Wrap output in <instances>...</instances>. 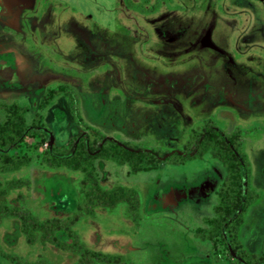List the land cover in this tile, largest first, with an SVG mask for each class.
<instances>
[{
    "label": "rangeland",
    "instance_id": "obj_1",
    "mask_svg": "<svg viewBox=\"0 0 264 264\" xmlns=\"http://www.w3.org/2000/svg\"><path fill=\"white\" fill-rule=\"evenodd\" d=\"M6 41L17 49L14 57L0 52V123L5 105L19 102L28 123L43 116L44 132L18 148L28 164L0 171V202L24 204L41 219L71 216L88 172L49 166L46 150L103 133L166 156L210 123L238 137L252 190L238 235L249 252L264 250V0H0V51ZM61 85L77 94V110L64 92L40 108ZM92 174L105 190L135 193L112 206L92 200L73 226L86 247L133 264H234L223 237L196 235L215 215L226 175L211 153L137 172L97 158ZM0 245L28 261L79 264L78 252L29 243L17 216L0 222Z\"/></svg>",
    "mask_w": 264,
    "mask_h": 264
},
{
    "label": "trees",
    "instance_id": "obj_2",
    "mask_svg": "<svg viewBox=\"0 0 264 264\" xmlns=\"http://www.w3.org/2000/svg\"><path fill=\"white\" fill-rule=\"evenodd\" d=\"M66 93L73 101V108L77 110V94L67 86L52 88L46 93L40 102V108L48 105L53 97L59 93ZM6 118L0 123V171L16 170L30 162L31 156L18 152L27 137L40 135L44 132L43 116L36 114L33 121H26V105L19 102H11L5 105ZM84 127H90L89 125ZM105 134L98 138L88 139V136L78 133L67 144L58 148V152L46 150L41 160L52 167H67L74 170L88 172L82 181L84 202L79 204L78 210L68 217H51L41 219L24 204L15 205L8 202H0V222L4 218L17 216L20 219V229L29 243L52 242L64 249L80 254L79 264H95L96 262L108 264H133L127 261L124 255L109 254L86 247L80 242L74 231V224L85 211L91 209L93 203L114 205L120 199L128 197L135 190L131 187L118 186L110 190L103 189L92 174L94 162L97 158L114 160L118 164L128 163L132 171L149 170L156 168L165 159L180 164L203 158L206 153L219 159L226 169L223 183L218 190L219 201L214 205L215 215L205 217L207 227H201L196 235L202 239L215 241L218 236L226 240L228 248L235 253L234 264H264V250L260 253L249 252L242 244L238 231L244 222V214L250 204V192L252 191L247 181L250 172L246 166V158L238 151V137L227 133L210 123H205L202 129H192L190 136L180 150H168L167 155L163 149L151 147L145 148L132 144L131 141L114 142L105 140ZM165 157V159H164ZM91 184V186L89 185ZM89 185V186H87ZM117 194H113L114 191ZM115 195V196H114ZM139 204V197L135 198ZM87 204L86 206L84 204ZM63 230L71 242L60 239L57 231ZM13 260L17 264H50L46 258L39 257L34 261H28L16 254L6 252L0 245V264L2 259ZM216 259L220 256L217 254Z\"/></svg>",
    "mask_w": 264,
    "mask_h": 264
},
{
    "label": "crops",
    "instance_id": "obj_3",
    "mask_svg": "<svg viewBox=\"0 0 264 264\" xmlns=\"http://www.w3.org/2000/svg\"><path fill=\"white\" fill-rule=\"evenodd\" d=\"M10 19H12V18H10L9 17V19H7V20H9V22L8 23H13L15 20H10ZM13 21V22H12ZM10 24V25H11ZM24 29V28H23ZM9 42L7 43V41L6 42H4V47H3V49L0 51V52H9L13 57L16 55V47L15 46H13V45H11V44H9ZM14 84H16V85H18L19 84V82H14ZM47 130L49 129L48 127L46 128ZM54 136V135H53Z\"/></svg>",
    "mask_w": 264,
    "mask_h": 264
},
{
    "label": "flooded vegetation",
    "instance_id": "obj_4",
    "mask_svg": "<svg viewBox=\"0 0 264 264\" xmlns=\"http://www.w3.org/2000/svg\"><path fill=\"white\" fill-rule=\"evenodd\" d=\"M23 5H24V4H23ZM17 7H18V6H17ZM17 9H18V8H17ZM15 11L17 12V10H15ZM13 13H14V12H13ZM13 13H12V14H13Z\"/></svg>",
    "mask_w": 264,
    "mask_h": 264
}]
</instances>
